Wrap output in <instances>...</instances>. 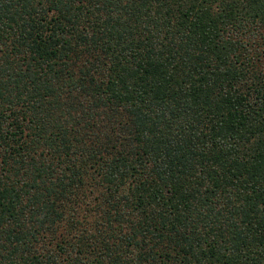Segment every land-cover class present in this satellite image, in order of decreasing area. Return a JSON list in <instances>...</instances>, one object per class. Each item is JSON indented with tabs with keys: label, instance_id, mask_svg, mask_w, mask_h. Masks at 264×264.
Masks as SVG:
<instances>
[{
	"label": "trees",
	"instance_id": "1",
	"mask_svg": "<svg viewBox=\"0 0 264 264\" xmlns=\"http://www.w3.org/2000/svg\"><path fill=\"white\" fill-rule=\"evenodd\" d=\"M0 264H264V0H0Z\"/></svg>",
	"mask_w": 264,
	"mask_h": 264
}]
</instances>
